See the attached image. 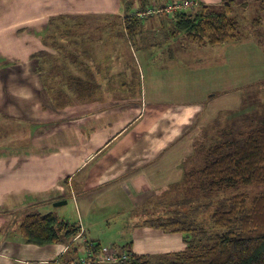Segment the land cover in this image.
Masks as SVG:
<instances>
[{
    "label": "crops",
    "instance_id": "1",
    "mask_svg": "<svg viewBox=\"0 0 264 264\" xmlns=\"http://www.w3.org/2000/svg\"><path fill=\"white\" fill-rule=\"evenodd\" d=\"M102 1L105 3L104 7L95 8L89 0H4L5 7L8 4V12L16 14V20L9 22L1 30L8 28L7 35L11 34V29L16 30L20 39L15 45L17 51L12 54L13 57L7 54L10 52H6L8 42L12 39L0 40V118L12 122L17 121L13 113L27 114V121L37 125L31 137L35 136L36 140L38 137L43 141L40 143L41 148L36 152L40 154L42 161L36 169V177L30 180L24 177L25 171L28 170L24 168L26 157L29 156L27 149L8 147L9 151L4 152V164L0 162V167H3L0 171L4 173L5 186L8 184L3 195L8 201L7 208L26 207L30 214L53 213L48 207L51 202L47 198L49 192L46 183H49L58 194L55 200H65L66 195L73 198L77 209L75 224L81 227L80 235L75 239V246L73 245L74 249L71 251L68 249L70 242L65 245L35 246L27 244L21 237L19 241L24 249H38V264L54 262L68 251L70 258H83L87 251V241L105 246L98 239L99 232L115 219L143 218L141 223L148 226L147 220L166 217L172 209L170 204L173 201H181V197L187 196L189 187L193 186L189 183L188 174L196 168L189 159H193L197 154L196 147L203 135L204 125L214 123L219 117V102L217 104L216 99L221 98L218 97L219 93L217 94L218 90L222 89L221 84L240 90L238 85L242 83L238 82L237 64L242 66L243 63L240 62L243 57L246 60L255 55L264 60L259 48L254 50L250 46L247 49L245 45H241L237 46V49L241 50L238 58L233 57L226 63L220 60L219 55L215 59L216 62L209 60L205 64L199 63L196 67L204 56L211 58L219 49L210 47L204 54V47L187 42L183 35H170V27L164 24L163 20L145 24L146 29L133 38L118 35L110 29H105L103 33H100V29L96 33L97 29L111 26L114 21L119 23L113 16L123 17L124 2L132 0H94L95 4ZM136 1L139 5L140 0ZM197 1L209 6L219 3V0ZM165 2L166 0H151L152 5H163ZM39 3H50L52 7H47L43 13L32 12L28 15L26 11L29 5L38 7ZM98 13H108L110 17L99 19L94 30H90L89 20L82 17L68 19L70 26L80 23L84 27L83 34L76 37L55 36L52 40H60L65 44L61 50L45 44L47 37L43 31L50 19L72 14L95 17ZM5 15L4 13L3 16ZM37 18L41 20H36ZM27 27L36 28L38 33L31 30L27 34ZM163 27L168 31H162L158 37L166 43H171L170 53L182 47L188 49L185 56H192L195 68H180L177 70L178 74L177 71L171 74L174 68L169 67L168 71H165L166 76L159 83V75L143 64L140 55L148 49L144 48L148 42L150 45L151 41H158L157 33ZM123 37L132 41L133 45L138 44L139 51H136V54L139 61L135 56L138 72L121 64L116 59V47L109 43L123 40ZM180 39L183 41L179 45L183 46L178 43L175 44L178 46L172 45L175 40L180 42ZM73 43H77V46L72 45ZM105 43L107 45H104ZM243 46L245 47L241 48ZM224 47L228 50L224 53H230L234 51L235 46L232 44ZM118 48L121 50L120 46ZM99 51L105 57L96 56ZM147 51L152 55L149 49ZM43 52L50 56V62H45L41 57L32 59V56L42 55ZM92 52L93 57H89ZM164 53L166 55V50ZM61 58L66 61L59 62ZM64 67L70 77H79L83 84L81 94H74L66 84L62 88L58 85V82L65 80ZM142 71L144 81L140 76ZM132 74L138 78L135 77L131 81L128 77L126 79H129L131 89L132 86L135 89L140 87L139 97H134L136 99L119 96L105 98L109 95L103 93L94 101L86 100V84L91 87L93 77L99 76V80L105 84L109 78L107 76H116L121 81L116 85L118 89L128 90V82L123 81V76L131 77ZM50 89L60 90L62 97L69 94L70 98L63 97L60 101H54ZM90 92L89 90V97ZM80 95H84V99H77L79 103H76L73 98ZM71 105L83 107L82 115L74 119V114L69 113ZM235 105L239 106L236 102ZM17 106L21 108L18 109ZM44 108H49V111ZM73 133H80L82 137ZM62 139H68L67 145L60 141ZM76 139H82L80 146L76 145ZM92 146L94 150H91ZM86 151V157L83 158L82 155ZM8 154L11 155L8 157ZM0 175L2 176L1 173ZM5 217L6 215L0 214V219ZM9 217L10 214L8 219ZM7 243L10 242H5L4 247ZM141 243V239L133 237L130 245L127 243L128 247H123L122 250L145 254L136 251L141 248ZM135 245L137 247L131 251ZM111 246L115 248L116 244L112 243ZM115 249L122 252L120 247ZM32 262L14 258L8 253H0V264H33Z\"/></svg>",
    "mask_w": 264,
    "mask_h": 264
},
{
    "label": "trees",
    "instance_id": "2",
    "mask_svg": "<svg viewBox=\"0 0 264 264\" xmlns=\"http://www.w3.org/2000/svg\"><path fill=\"white\" fill-rule=\"evenodd\" d=\"M194 1L197 5L193 8L168 14L171 19H167L166 24L170 27V35H183L187 42L202 47L237 45L240 42L241 25L231 15L230 5L220 11L216 6ZM124 3V16H113L119 23L114 21L111 26L97 29L96 33L100 29V33L110 29L118 35L133 38L146 29V21L159 13L156 9H151V0H140L135 11H132L133 1ZM156 7H162L158 10L166 8L165 4H157ZM68 19L71 18L59 16L49 20L44 30L47 37L45 44L50 47L48 42H53L55 36L76 37L83 34L84 27L80 23L70 26ZM253 25L260 26L261 20H255ZM117 28L120 30L115 32ZM254 32L260 41H264V31L256 28ZM56 43L58 47L55 45V49L61 50L60 43L63 42L57 40ZM72 45L77 46V43ZM43 53L32 56V59L41 57L45 62H50V56ZM63 69L65 72L66 68ZM66 80L76 94L82 91L83 84L79 79L68 76L65 77L64 81ZM49 92L53 94L54 101L62 97L60 90L50 89ZM237 127L217 125L221 137L208 146H201V143L197 145L196 156L189 159L197 170L188 174L189 183L193 185L189 187L188 197L183 196L181 201H173L170 204L171 212L166 217L146 221L148 226L155 229L185 233L184 249L173 254L171 259L157 264H264V190L252 198L247 193L239 192L250 187L264 188V127H248L245 132ZM200 195L204 197L202 202L199 201ZM216 195H220L216 206L208 215L207 211L203 212L206 217L202 216L201 211L208 209ZM18 230L27 244L46 246L70 242L68 249L71 251L81 227L62 220L53 213H33L25 217ZM102 247L87 241V251L93 249L98 257L101 256ZM87 251L83 258L89 257ZM68 252L57 261L70 264L83 259L70 258ZM127 253L128 260L120 264H153L147 254Z\"/></svg>",
    "mask_w": 264,
    "mask_h": 264
},
{
    "label": "rangeland",
    "instance_id": "3",
    "mask_svg": "<svg viewBox=\"0 0 264 264\" xmlns=\"http://www.w3.org/2000/svg\"><path fill=\"white\" fill-rule=\"evenodd\" d=\"M89 1L95 8H102L105 5L103 1L101 3L97 2L96 4L94 0H89ZM132 1H133L132 11H135L138 8V6L135 7L136 5H138V3L136 0H132ZM184 1L186 0H166L165 7L174 6L178 2H184ZM263 3H264V0H219L218 5H216V9L220 8V11H223V9L226 8V5H230L231 10H232L231 15L236 17L237 20H239L240 25H241L240 33L242 37L240 42L242 43L238 42L237 45L236 44L234 45L235 46L234 47L235 52L233 51L234 53L233 52L224 53L225 50L226 51L228 50L223 45L220 47H214L213 48L214 50L218 48L219 51H215V54L211 56V58L210 56H204L203 60L198 62L196 67L199 65V63L205 64L209 60H211L212 62H216L215 59L218 58L219 55L221 58L220 60H223L226 63L229 62V60H231V58L233 57L238 58L240 57L239 52L241 50L237 49V46H241V45H245L247 49L250 48V46H252L254 50L259 48L260 50H262L263 58H264V41H260L259 37L254 32L256 28L258 30L260 29L261 31H264ZM49 6L52 7L50 3L48 4L44 3L43 5L39 3L38 7H32L31 5H29L28 11L26 12L28 13V15H30V13L32 12H34L35 14L43 13V11L47 9V7ZM151 7H153L151 9H156V10L162 8V7H156V4H153ZM7 8H8V4L5 7L4 0H0V40L9 41L12 39V41L8 42L9 45H7L8 50L6 52H10L7 54L8 55L10 54L11 57H13L12 54H14L17 51V46L15 45L18 44V40L20 38L18 37L16 30L13 31V29H11L12 30L10 31L11 34H8V35H7L8 28H6V30L4 31L1 30V29H4L8 25L9 22H13L16 20V17H15L16 14H13L12 12H8ZM124 8H125V5H124ZM128 8L130 9L129 6ZM126 11H127V8H126ZM124 12L125 11L123 10V13ZM4 13L6 14L5 16H3ZM168 14L169 13L167 12H159L154 17H151L150 21H148L146 24L149 25L153 21H162V20L164 21V24H166V20L171 19ZM116 15H119V14H116ZM93 16L94 15L92 16L90 15L86 17L73 15V14L66 15V17L68 18H81L82 17L83 19L89 20L88 22H90L91 24L90 30H94L97 26L96 22L99 19L109 18L110 14L98 13L95 15V17ZM40 18L43 19L45 17L43 18L40 17ZM41 19L37 18L36 20H41ZM259 19L261 20V25L254 27L253 24L255 20H259ZM99 26H100V22H99ZM26 29H25V32L27 34H29L31 30L34 33L35 32L38 33L37 29L34 27H27ZM119 30L120 28H117L115 32H118ZM164 30H167V28L163 27L161 28V31L157 33L158 41L156 42L151 41L150 45L148 42V44H146V46L144 47V48H148L149 51L152 52V55L148 53L147 51L148 49L144 51L143 55H140V59L144 61L143 64L145 63L147 67L152 68V70L157 73L156 75H159L158 77L159 83H161L160 80H162V78L166 76L165 71L169 67H171L172 69L174 68L173 70H171V74H175V72L180 68L181 69L182 68L188 69L190 67H192L193 69L195 68L193 67V65H195L194 61L191 60L192 56L191 58L185 56V54H188L187 53L188 49H185L184 47H182L180 49H176L175 52L170 53L169 48H170L171 43L170 42L166 43L165 40L162 41L158 37L161 35V32ZM27 34L25 35V37H27ZM52 41L53 42H50V43L48 42L50 47L54 46L55 48V45L58 47L56 43L57 40H52ZM182 41L183 39H180V42H177L175 40L172 43V45H175L176 43H178L179 45L182 43ZM109 43L111 44V46L116 47V50H117L116 52L118 55L116 59L121 64L130 66L131 69L133 68L138 72V66H137V62L135 59V56L138 59V54H136L137 53L136 51H139V48L137 47L138 44L134 43L135 45L134 47L132 41L126 40L125 37H123V40H118V42H109ZM64 45L65 44L60 43V47L61 46L63 47ZM104 45H107V44L105 43ZM178 45H175V46H178ZM118 46L121 47V50L118 48ZM179 46H183V45H179ZM245 46L241 48H244ZM204 49H206L204 50V54H206L205 51H208L210 47L208 48L204 47ZM165 50H166V55L164 53ZM242 50H245V49H242ZM101 51H99L98 54H96V56L103 58L105 57V55L101 53ZM3 55H6V54H3ZM89 57H93V52L89 54ZM257 57L259 56L255 55L246 60L244 59L245 57H243V59L240 62V63H243L242 66L237 64V68H238L237 72L239 76L238 82L242 83L238 85L240 90H237V89L234 90L231 88V86H225L221 84L220 87L222 89L218 90L217 92V94L219 93L218 97H221V98L216 99L217 104L219 102V106L217 109L219 112V117L214 123H207L204 125L203 135L198 140V144L201 143V146L204 144L208 146L210 143L216 142L218 138L221 137V135L217 131V128H218V127L216 128L217 125H220V126L232 125L233 127L238 126L239 128L241 127L243 129L242 131L244 132L248 130V127H257V126L264 127V62H263L264 60L263 59L261 60ZM62 60L66 61V59L61 58L59 59V62H61ZM239 61L240 60H238L237 63H239ZM139 64L141 65V62H139ZM66 72H67V69H65V72L63 75L64 79L65 77L67 78L68 76H70ZM142 73L143 71L140 73L141 74L140 76H142L141 79L143 80L144 76L142 75ZM178 73L179 72L177 71V74ZM0 76L2 77L1 74ZM107 77L109 78L107 79L105 84H103V81L99 80V76L93 77V81L91 82L92 83L91 87H89V84H86V88H87L86 95H85L86 100L90 99L94 101L95 98H97L99 95L103 93L105 95H109V97H105V98H117L118 96L126 97V98L139 97L140 92H138V90L140 89V87L138 89L137 88L135 89L133 86H132V89L130 88V81L132 79L134 80L135 77H137L136 75L132 74L131 77L126 76V75L123 76V81L127 80L128 82V85H129L128 90H123L122 88L121 90L118 89V86L116 85L119 84L121 81L116 76H107ZM126 77L130 78V81L129 79H126ZM74 78L78 79L79 77H74ZM65 84L67 86V80L66 81L61 80V82H58V85H60L61 88L64 87ZM89 90L91 91L90 97L88 94ZM74 94L76 93L74 92ZM63 97H65V99L70 98L69 94ZM63 97H61V99ZM61 99L59 98V101ZM77 99L82 101L84 99V95H80L77 98L76 97L73 98V100L76 103H79ZM204 100L206 99L204 98ZM67 101H69V99ZM234 101L236 102V104L238 103L239 106L235 107L236 105ZM64 102H66V100H64ZM17 107L18 109L21 108L20 106H17ZM71 107L72 108H70L71 110L69 111V113L74 114L73 116L74 119L82 115L83 107H80V106L73 107L72 105ZM97 108L98 107H93V109H97ZM237 108L239 109L236 110ZM44 109L48 110L49 108H44ZM57 109H63V108H57ZM59 111H62V110H59ZM12 115L17 117L16 118L17 121H12V122L5 121L4 119L0 118V162H3L4 164L3 155L5 151L6 152L7 150L9 151L8 147H11L12 149H17V150H20L21 147L27 149V151L29 152V156L26 157L27 161L25 162L24 168L28 170L25 171L24 177L25 179L30 180L33 177H36V169L39 168L38 164H40L42 161L40 154H36L38 148H41L40 143L42 140H40L38 137L36 140L35 136L31 137L34 135L35 130L37 129V125L32 124L31 121H27L29 119V116H26L27 114L22 115L20 113L18 114L13 113ZM45 117L48 118V116H45ZM220 121L221 123H218ZM79 134L80 133H73V135L81 138L82 136H80ZM60 141L64 143V145H67L68 143V139H62ZM75 143L77 146H80L82 144V139L81 140L76 139ZM91 150H94L93 146ZM87 152L88 151H86L85 154L82 155L83 158L86 157ZM10 155L11 154H8L7 156L9 157ZM13 155L15 156V154ZM80 159H81V156H80ZM2 168L3 167H0V169ZM0 173L2 174V176L0 175V214L6 215L4 219L2 218L0 219V253L6 254V255L8 253L14 258L30 260V261H33L32 262L33 264H38L37 263L39 261L37 257L39 254L37 251L38 249L36 250L34 247H27L24 249L21 241H19L21 236L19 234L18 228L21 222L24 220V218L28 214H30V211H28L26 207H20V206L19 207L12 206L11 209L7 208L8 204L6 203H8V201L4 199L3 195H4L5 189L8 188V184H6L7 185L6 187L4 184V173H2L1 171ZM51 180L53 182V178H51ZM52 186H50L49 183H46V187H48L47 191L49 192L47 198L51 202L48 205L50 210L53 211V213L56 216L58 215L57 217L62 220H66L72 224L77 222V209L75 207L73 198L65 194L67 196L65 200H60V201L55 200V197H57L58 194H56L55 188H51ZM263 190H264L263 187H250V188L241 189L239 190V192H243L245 194L247 193L248 196L252 198L255 195L261 193ZM232 194L233 193H231V195ZM187 197H188V193H187L186 198ZM200 197L201 199L199 201L202 202L204 197L202 195H200L199 198ZM219 198H220V195H216V199L210 202L211 204L209 205V207H207L208 209L201 211L200 214L206 217V215H203L206 213H203V212L207 211V215H208V212L212 211L214 207L216 206L215 204L218 202ZM61 201H66L67 204L57 206V203ZM9 214L11 215V217H9L8 219ZM2 221H4V223H2ZM142 221H143V218L136 219V220L135 218L131 220H124V218L115 219L111 222V224L105 225V228L103 227L101 228L102 233L99 232L100 234L98 236L99 237L98 239L106 247L110 248L112 247L111 244L114 243L116 244L115 248L120 247L121 251H123L122 250L123 247H125L126 249V247L130 245V241L131 239H133V237H138V239L142 240V243L140 245L141 248L136 251H138L139 253L147 254V256L149 257V260L153 264H157L160 261L162 262L164 260L171 259L173 254L182 251L184 247L186 246V242H185L186 239L184 238L185 233L165 232L163 230L155 229L150 226H145L143 223H141ZM5 242H10V243H7L6 247H4ZM74 246L72 249H74ZM136 247L137 245L132 247L131 251H133V249H135ZM104 264H109V263H104Z\"/></svg>",
    "mask_w": 264,
    "mask_h": 264
},
{
    "label": "built area",
    "instance_id": "4",
    "mask_svg": "<svg viewBox=\"0 0 264 264\" xmlns=\"http://www.w3.org/2000/svg\"><path fill=\"white\" fill-rule=\"evenodd\" d=\"M197 3L194 0H186L184 2H178L174 6L166 7L162 10H157V12H179V11H187L193 8ZM156 12V11H155ZM89 257L83 258L78 262H72L70 264H94V263H109V264H118L128 260V253L127 252H119L114 247H106L103 246L100 250L101 256L95 254L93 249H88ZM44 264H61L57 260L54 262H45Z\"/></svg>",
    "mask_w": 264,
    "mask_h": 264
},
{
    "label": "water",
    "instance_id": "5",
    "mask_svg": "<svg viewBox=\"0 0 264 264\" xmlns=\"http://www.w3.org/2000/svg\"><path fill=\"white\" fill-rule=\"evenodd\" d=\"M66 203H67L66 201H61V202L57 203V206L58 205H65Z\"/></svg>",
    "mask_w": 264,
    "mask_h": 264
}]
</instances>
